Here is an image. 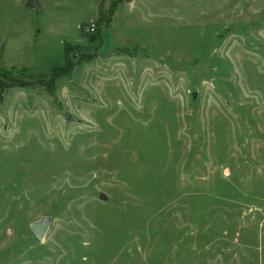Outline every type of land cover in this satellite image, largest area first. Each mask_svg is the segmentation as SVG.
Listing matches in <instances>:
<instances>
[{
    "label": "rangeland",
    "instance_id": "obj_1",
    "mask_svg": "<svg viewBox=\"0 0 264 264\" xmlns=\"http://www.w3.org/2000/svg\"><path fill=\"white\" fill-rule=\"evenodd\" d=\"M26 1L0 0V264H264V0Z\"/></svg>",
    "mask_w": 264,
    "mask_h": 264
},
{
    "label": "water",
    "instance_id": "obj_2",
    "mask_svg": "<svg viewBox=\"0 0 264 264\" xmlns=\"http://www.w3.org/2000/svg\"><path fill=\"white\" fill-rule=\"evenodd\" d=\"M25 5L29 8H34V9L42 6L40 4V0H27ZM194 96H196L195 93H194ZM72 117H73L72 114H70L66 118V121L69 122L70 119H72ZM185 179H186V176H185ZM99 197L102 200L108 199V196L105 192H101ZM52 221H53V218L49 215L41 216V218L39 220L33 221V223L31 224V229L33 230L35 235L42 240L45 238V235L47 234V232L51 228V225L53 223Z\"/></svg>",
    "mask_w": 264,
    "mask_h": 264
},
{
    "label": "built area",
    "instance_id": "obj_3",
    "mask_svg": "<svg viewBox=\"0 0 264 264\" xmlns=\"http://www.w3.org/2000/svg\"><path fill=\"white\" fill-rule=\"evenodd\" d=\"M79 28L84 30V32H86V33L92 34V33L96 32L97 25L93 21V22H90L87 25L79 26Z\"/></svg>",
    "mask_w": 264,
    "mask_h": 264
},
{
    "label": "trees",
    "instance_id": "obj_4",
    "mask_svg": "<svg viewBox=\"0 0 264 264\" xmlns=\"http://www.w3.org/2000/svg\"><path fill=\"white\" fill-rule=\"evenodd\" d=\"M5 84V83H4Z\"/></svg>",
    "mask_w": 264,
    "mask_h": 264
}]
</instances>
